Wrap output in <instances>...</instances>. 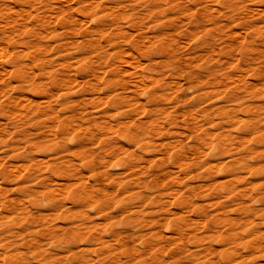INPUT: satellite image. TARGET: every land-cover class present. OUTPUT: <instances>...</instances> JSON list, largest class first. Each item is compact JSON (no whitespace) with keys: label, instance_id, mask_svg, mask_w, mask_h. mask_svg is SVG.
Segmentation results:
<instances>
[{"label":"rangeland","instance_id":"1","mask_svg":"<svg viewBox=\"0 0 264 264\" xmlns=\"http://www.w3.org/2000/svg\"><path fill=\"white\" fill-rule=\"evenodd\" d=\"M0 264H264V0H0Z\"/></svg>","mask_w":264,"mask_h":264}]
</instances>
